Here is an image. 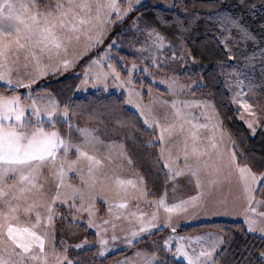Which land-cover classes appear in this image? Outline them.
<instances>
[{
    "label": "snow or ice",
    "instance_id": "1",
    "mask_svg": "<svg viewBox=\"0 0 264 264\" xmlns=\"http://www.w3.org/2000/svg\"><path fill=\"white\" fill-rule=\"evenodd\" d=\"M199 2L208 9L209 20L237 23L222 15V0ZM140 4L141 0H0V88L11 93L0 92V264H95L117 243L135 251L116 264H264V244L245 247L242 258L233 261L223 257L234 245V234L177 232L180 219L200 213L230 215L239 201L241 210L235 214L242 217L246 232L264 241V196L257 199L264 194V155L242 147L243 140L237 143L210 101L175 98L203 87L199 81L182 85L175 76H159L167 71L168 61L187 63L190 56L195 60L183 42L185 22L176 20L173 43L157 26H139V18L131 14ZM240 7L264 12V0H241ZM209 31L224 55L236 59L230 36L216 27ZM121 38L132 41L131 63L119 53ZM105 39L106 48L90 59L75 85L77 92L90 86L95 104L82 106L71 98L57 102L37 94L44 91L33 88L38 80L67 71ZM168 51L170 56L163 55ZM137 72L152 76L153 84L162 85L173 97L158 98L163 111L155 103L142 105L152 85L145 93ZM116 91L120 95L113 100ZM232 91L237 118L255 136L258 128L264 129V113L257 115L243 87ZM128 106L136 109L135 119L128 116ZM126 128L147 131L151 138L140 141ZM129 140L139 141L152 161L145 175L136 178L120 171L125 162L129 168L134 163ZM153 175L149 189L145 177ZM179 177L187 179L194 194L169 202L168 186L175 190ZM225 182L239 189L231 204L214 195ZM101 200L106 212L96 208ZM141 204L151 211L141 210ZM85 214L84 227L95 230L91 234L99 245L91 258L87 253L96 245L64 231L66 226H80ZM72 238L79 242L69 244Z\"/></svg>",
    "mask_w": 264,
    "mask_h": 264
},
{
    "label": "trees",
    "instance_id": "2",
    "mask_svg": "<svg viewBox=\"0 0 264 264\" xmlns=\"http://www.w3.org/2000/svg\"><path fill=\"white\" fill-rule=\"evenodd\" d=\"M165 1L146 0V2L138 7L136 12L131 14L139 18L141 25H145L147 22H154L157 27L166 30L169 37L168 40H171L173 43H177L173 35H171L176 31L174 24L178 18L184 20L187 31L183 34V42L193 53L195 60L193 61L190 56L187 63L168 61L165 73L176 76L186 84L193 83L194 81L202 82L203 87L198 88L194 93L192 92L194 96H199L195 94L196 92L210 94L208 87L209 75L215 79V82L217 81L216 88H223L230 81L239 82L238 84L243 87L256 111L261 114L264 113V64L261 63V55L264 53V12L256 11L253 13L249 12L246 8H241V0H222V15L234 18L237 23L220 25L215 17L211 20L207 18L206 13L208 9H186L180 4L176 5L174 9L167 10L160 6ZM256 2L258 4L259 0H256ZM194 13L200 14L199 18H193ZM164 21H168V23L165 24L163 23ZM120 27H123V25L117 27V32H119ZM213 27L224 31L230 36L231 47L236 59L229 60L224 55L221 46L215 43L213 33L209 31ZM215 35L218 36L219 31ZM117 43L120 44V40H117ZM130 43H132L130 39H123V44L119 49V53L124 55L128 61L133 60V49L129 47ZM138 45L136 44V47ZM163 55L170 56L171 52H165ZM252 57H255V60H252ZM222 65L223 67H221ZM79 81L80 77L78 75L52 78L48 79L42 85V88L44 91L51 93L57 102L67 103L70 102L71 98L82 106L95 104L96 101L92 93L80 97L74 96L75 85L79 84ZM0 92L11 94L4 92L3 88H0ZM117 97L119 95L114 94L112 99L115 100ZM201 98L206 97L203 95ZM127 114L134 119L137 117L129 108ZM228 124L232 125V122ZM141 127H143L142 124ZM124 131L135 134L139 137L140 141H146L151 138L147 131L137 132L134 128H126ZM262 131L264 129H259L254 138L248 139L246 142V147L257 155H264V136L261 135ZM129 144L131 147L140 145L139 141L133 140H130ZM241 229L244 230L243 234ZM204 231H226L235 235L236 240L233 247L229 248L223 257L224 259H232L233 261H239L242 258L241 252L245 247H251L252 245L261 246L264 244L261 238L248 234L243 224L239 221H212L177 228V232L180 235H195ZM164 233L161 232L160 235ZM142 246L143 244L137 245V247ZM126 252L128 251L116 252L102 260L97 259L95 264H111L124 254H127ZM87 255L89 258L93 257L94 251L92 250ZM179 264L183 263L179 262Z\"/></svg>",
    "mask_w": 264,
    "mask_h": 264
},
{
    "label": "rangeland",
    "instance_id": "3",
    "mask_svg": "<svg viewBox=\"0 0 264 264\" xmlns=\"http://www.w3.org/2000/svg\"><path fill=\"white\" fill-rule=\"evenodd\" d=\"M53 2H54V0H53ZM124 2L126 3L127 0H124ZM144 2H146V0H141V4ZM180 4H181V6H183L186 9L199 8V9L207 10L202 5V3L199 2V0H166L160 6L164 9L171 10V9H174L176 7V5H180ZM146 24L156 26V24L154 22H147ZM139 26L141 28L144 27V25H141V24ZM117 30H118V28L116 29V31ZM159 30L165 36H167V38L169 39L166 30H163L160 28H159ZM141 39H143V37H141ZM108 43H109V39H105V41L102 45L92 49L91 51L84 54L81 59L77 60V62L75 63V65L73 67L69 68L67 71H63L60 74L50 73L48 76H45L42 79L38 80L37 84L33 85V88H36V87L42 88V85L44 83H46V81L48 79H52V78H62L65 76L78 75L80 77V80H81L83 78L85 68L88 66L90 59L95 58L97 56V53H102L104 51V49L106 48ZM80 47H82V45ZM80 47L76 48L75 51H79ZM137 47H140V45H138ZM112 54L117 55L115 50H113ZM79 62H81V63H79ZM131 62H133V60L129 61V63H131ZM134 62L137 64L141 63V61H137V60H135ZM151 71L157 72L158 70L153 68V69H151ZM135 75L137 78H139L143 81V84H144L143 91L145 93H147V91H148V86L152 85V93L150 96L147 94L144 95V97L142 99V105L151 106L153 103H155L157 105V110L163 111L162 109H160L158 107V105H159V99L158 98L163 97V99L167 100V99H172L173 97L170 94L164 92L162 85L153 84L152 76L147 75V74H142L140 72H137ZM164 75L174 76L172 74H168L165 72H159V76H164ZM208 79H209L208 87L210 90L209 91L210 94H205L204 92L203 93H199V92L197 93L196 92L195 94H198L199 96H194L191 91L185 90V92L182 95H178L175 98L181 99V100H201V99H204V100L210 101L215 106V109L219 115V119L222 121L224 129L226 130V132L228 134H230L233 139H236L237 143H240V141L243 140L242 147H246L247 140L254 138V136L251 134V131L249 129H247V127L243 123V121L237 118L236 109H237L238 105L232 103L233 96H234V91H232V90H235V91L240 90L241 85L236 83L235 81H230L225 86H223V88H216V82L217 81L215 82V79L211 75L208 76ZM178 81L182 85L186 84V83H183L182 81H180L179 79H178ZM79 83H80V81H79ZM201 84H202V82H201ZM137 87L139 88V85H137ZM157 89H160V90L158 91ZM230 89H232V90H230ZM93 91L94 90H92L89 86L88 91L77 92V90H75L74 96L75 97L85 96L88 93H93ZM20 92L24 93V92H26V90L20 89ZM3 94H5V93H3ZM37 94L41 95V96H51L52 99L55 100L53 95L47 91L39 92ZM115 94L120 95L119 91H116ZM5 95H9V94H5ZM203 95H205L206 98H201V96H203ZM247 99L251 103L248 96H247ZM128 108L137 115L136 109L134 107L128 106ZM194 111H196V110L194 109ZM244 115L247 116L248 114L244 113ZM257 115H262V114L257 112ZM262 119H264V115H262ZM229 122L230 123L232 122V125L228 124ZM258 130H259V128L257 129V132H258ZM129 141H128V145H130ZM128 151H129V155L132 157L134 163H133L132 167L129 168L127 166V163L125 162V167L123 169H120L122 175H124L127 178H136L138 175H145V172L151 166L152 161H151L150 157L144 152L141 144L138 146L129 147ZM148 151L151 152V151H153V149H149ZM155 170L156 169L153 167L152 171L155 172ZM145 178H146V181H148V188L151 189V187H152L151 181L155 180V176L154 175L153 176H146ZM158 183L161 185V190L163 191V185H164L165 181L162 177V174H161V179L158 181ZM238 191H239L238 186L235 183L229 184V183L225 182L220 187V189L216 193H214V195L219 199L228 200L229 203L231 204V202L238 195ZM190 194H194V193L192 192L191 185H188L187 179L185 177L177 178V180L175 182V190H173L171 184H169V186H168L167 196H168L169 202H175V201H179L180 199L187 198V196ZM261 196H264V194L257 195V199H260ZM240 204H241V202H239V201L236 202L235 207L233 208V214L223 215V214L200 213L199 215H196V219H194L192 221H195V220L197 222L198 221L200 222V220H204L203 222H212V221L237 222V221H239L243 224L242 217L235 214L241 210ZM96 208L99 212H106V206L103 205L102 200L96 203ZM141 210H143L145 212L151 211L150 208L144 207L143 204H141ZM261 210H264V209H261ZM192 221H189V219H187V218H182L179 220L178 225H180V223L184 224L186 222H192ZM85 223H86V214H85V219L83 221H81L80 226H73V227H67L66 226L64 231L67 233H78V234H80V238L87 237L90 244L96 245V248H93L94 256H95L96 255V249L99 247V245L97 243L98 238L91 234L92 232L95 231L94 229L88 230L84 227ZM122 227L126 228L127 224H123ZM243 227L246 231L244 224H243ZM118 232H119V229H118ZM209 232H214V231H204V232L199 233V235L200 234H206ZM110 234L111 233H109V235ZM248 234L260 238L259 234H255V233H248ZM67 242L69 244H72V243H78L79 240L72 238V239H68ZM109 244L112 245V241H109ZM121 251H128V252H126L127 254H124L120 258L116 259L111 264H116L117 261L123 260L126 256L131 255V253L133 251H135V249L131 250V248H128L127 246H125L123 244L117 243L111 249L110 253L106 255V257L113 254V253L121 252ZM102 259H104V258H99V260H102Z\"/></svg>",
    "mask_w": 264,
    "mask_h": 264
},
{
    "label": "crops",
    "instance_id": "4",
    "mask_svg": "<svg viewBox=\"0 0 264 264\" xmlns=\"http://www.w3.org/2000/svg\"><path fill=\"white\" fill-rule=\"evenodd\" d=\"M161 216H163V213H161ZM187 219H189V221H192V220H194V219H196V216H193V217H191V218H187ZM204 220H200V222L198 221H192V222H186V223H180V225H178V227H189V226H193V225H197V224H200V223H206V222H203ZM177 227V228H178ZM166 231L167 230H165V231H162V232H165L163 235H165L166 234ZM195 235H197V234H195ZM195 235H182V236H195ZM199 235V234H198Z\"/></svg>",
    "mask_w": 264,
    "mask_h": 264
}]
</instances>
